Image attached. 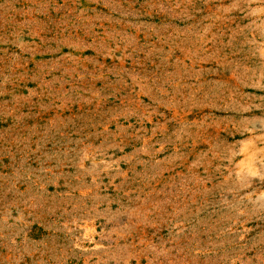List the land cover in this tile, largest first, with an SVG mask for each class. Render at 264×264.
Listing matches in <instances>:
<instances>
[{
    "label": "rangeland",
    "instance_id": "1",
    "mask_svg": "<svg viewBox=\"0 0 264 264\" xmlns=\"http://www.w3.org/2000/svg\"><path fill=\"white\" fill-rule=\"evenodd\" d=\"M0 264H264V0H0Z\"/></svg>",
    "mask_w": 264,
    "mask_h": 264
}]
</instances>
